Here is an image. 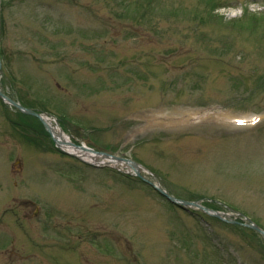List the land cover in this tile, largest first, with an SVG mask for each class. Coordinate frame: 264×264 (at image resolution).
<instances>
[{"label": "rangeland", "instance_id": "374dc122", "mask_svg": "<svg viewBox=\"0 0 264 264\" xmlns=\"http://www.w3.org/2000/svg\"><path fill=\"white\" fill-rule=\"evenodd\" d=\"M0 92L264 231V0H0ZM126 171L0 99V264H264L259 235Z\"/></svg>", "mask_w": 264, "mask_h": 264}, {"label": "water", "instance_id": "95a60500", "mask_svg": "<svg viewBox=\"0 0 264 264\" xmlns=\"http://www.w3.org/2000/svg\"><path fill=\"white\" fill-rule=\"evenodd\" d=\"M0 99H2V101L4 103L14 107L15 109L19 110L20 112L38 118L39 121L44 126V128L47 130V132L51 135L52 140L54 141L56 146L61 149V146H60V144L57 141L58 139L53 134L51 125L47 121L48 118H49L47 114H39V113H36V112H34V111L30 110V109L24 108L19 103L15 102L12 99L8 98L7 96L3 95L1 92H0ZM70 146L73 147V148H77V146L72 144V143H70ZM80 148L82 150H84V151H91V150L86 149L84 147H80ZM100 154H102V155H104L106 157H110V158L115 159V160H120V161H123L125 163H128V167H130L134 171L135 175L137 177H139V178H142V176L140 174V171H139L140 166L137 163H135L133 161H130V160L118 158L116 156H110V155L105 154V153H100ZM143 180L146 183L150 184L160 195L164 196L167 200H169L171 203H173L175 205L185 206V207H190V208H196V209H199L202 212H204V213H206V214H208L210 216H213V217H215V218H217V219H219V220H221L223 222H226V223H229V224H232V225H239L241 227L248 228V229L254 231L255 233H257L264 240V231L261 228H259L257 225H255L254 223L249 221L248 219H244L246 222L245 221L244 222H239V221H236V220H233V219H227V217H229V216L224 214V213L217 212V211H210L207 208L203 207L202 205H199L196 202H189V201H183V200L176 199V198L170 196L169 194H167L161 187L156 186V185L152 184L151 182H149V181H147L145 179H143Z\"/></svg>", "mask_w": 264, "mask_h": 264}, {"label": "bare ground", "instance_id": "6f19581e", "mask_svg": "<svg viewBox=\"0 0 264 264\" xmlns=\"http://www.w3.org/2000/svg\"><path fill=\"white\" fill-rule=\"evenodd\" d=\"M180 114L177 115V117H178L177 119H174L175 121L171 122L172 125H177V126L183 127V126L188 125L189 122H191L190 121L191 119L200 118L199 115L194 114V113L185 114V115L184 114L180 115ZM256 120H257V117H249L248 116L243 121L244 122L245 121L246 122H253V121H256ZM175 128H179V127H175ZM52 132L57 137V139H58L57 141L60 144V146L66 148L68 152L74 153L78 157L84 159L85 161H89V162H98V161L101 160L98 156H96L94 154H91V153L83 152L80 149H76V148H73V147L67 148V145L69 144L70 139L64 133H62V131L59 130L57 127H52ZM106 161L111 163L113 166H117V167H120V168L128 169V163H125L123 161H112V160H106ZM140 172H141V174L143 173L142 168L140 169Z\"/></svg>", "mask_w": 264, "mask_h": 264}]
</instances>
